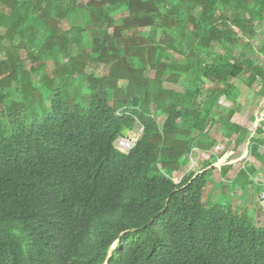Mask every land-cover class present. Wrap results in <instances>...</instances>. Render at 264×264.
<instances>
[{
    "label": "trees",
    "instance_id": "trees-1",
    "mask_svg": "<svg viewBox=\"0 0 264 264\" xmlns=\"http://www.w3.org/2000/svg\"><path fill=\"white\" fill-rule=\"evenodd\" d=\"M241 95L264 102V0H0V264H102L114 243L109 264H264V117L227 182L217 156L186 165L246 141Z\"/></svg>",
    "mask_w": 264,
    "mask_h": 264
},
{
    "label": "rangeland",
    "instance_id": "rangeland-1",
    "mask_svg": "<svg viewBox=\"0 0 264 264\" xmlns=\"http://www.w3.org/2000/svg\"><path fill=\"white\" fill-rule=\"evenodd\" d=\"M147 29L145 28H141L140 30V35H145V33ZM261 33V32H260ZM261 35H259L258 37V42H255L254 46H255V50L257 51L258 48L260 47V42H261ZM241 45L238 46V48H240ZM224 52L223 49H217L216 50V54L218 55H222V53ZM22 57H25V52H22L21 54ZM87 71L90 73L92 72V69H87ZM246 76H241L240 78L235 80V85L236 87L239 89L240 93L243 92L244 90V78ZM17 86L13 85L12 86V92L15 95V90H16ZM14 90V91H13ZM15 99V98H14ZM238 102L240 105H242L243 109L240 112H236L232 118V122L236 123L238 125L243 126L244 128H246L247 130H249V136L246 139V141L238 146L236 149H234L233 151H224L223 147H217L216 149L214 148V150L209 151L208 153H204V152H196L191 158L192 161H188L186 162L187 167L190 164V170L193 172H198L200 169L204 168V164L202 162V160H208L209 157L211 156V158L213 156H217V159H215V162L211 165L214 168L220 169L221 167L224 166H234V168L232 169V171L229 172V174L227 175H223L224 177L220 176L219 177V172L216 171L214 172V177H215V181L219 182V183H224L226 182V179H231L232 177H234L236 169L242 167L244 165V161L247 159L248 156V141L250 139V137L254 136L255 134V130L257 129V127L259 126V123L261 122V120L264 117V113L262 111V107L264 105V102H262L259 106L257 107H251L249 102L245 100V98L243 97V95L239 96L238 98ZM220 103L222 105H224L225 107H230L231 102L225 101L224 98H222L220 100ZM263 115V117H261ZM158 117H160L158 115ZM141 127L137 124L134 126V128L130 131L127 132L129 133L128 136L126 138H130L133 140V143L141 136ZM261 137L264 138V133L261 135ZM118 145H120L119 141L117 143V147ZM119 148V147H118ZM124 149V148H122ZM125 150V149H124ZM261 153H264V148L260 149ZM251 172H252V177L253 179L259 183L262 182L264 180V164L263 163H259L257 162V168H251V166L249 167ZM173 180L175 183H179L180 180V176L179 177H173ZM231 184L228 185V187ZM229 188H232L231 186ZM236 192H238L239 196L241 194V190L237 187H235ZM233 193V192H232ZM238 196V195H236ZM264 193L258 194L257 198L259 199L258 203L255 202H251V201H246V203H250L252 208H257L256 209V213H255V223L257 226H262L264 223ZM260 204L262 205V207L260 208ZM260 208V209H259Z\"/></svg>",
    "mask_w": 264,
    "mask_h": 264
},
{
    "label": "clouds",
    "instance_id": "clouds-1",
    "mask_svg": "<svg viewBox=\"0 0 264 264\" xmlns=\"http://www.w3.org/2000/svg\"><path fill=\"white\" fill-rule=\"evenodd\" d=\"M222 99V98H221ZM220 99V100H221ZM225 100V99H224ZM226 101V100H225ZM261 117H263V115L261 116ZM263 120V119H262ZM261 120V121H262ZM128 134L129 133H126L124 136H121V137H119L118 138V140L115 142V147L117 148V149H119L121 152H123V153H128L131 149H132V147L134 146V144H135V142L140 138H138L134 143H133V140L132 139H130V138H126L127 136H128ZM118 141H119V143H120V145H118V147H117V143H118ZM249 143V142H248ZM122 148H124V149H122ZM196 152H202V151H199L198 149H194V150H192V152L189 154V159H188V161H192V156L196 153ZM205 153V152H204ZM218 160V159H217ZM202 162H203V164H204V162H205V160H202ZM189 167H190V164H189ZM205 167V166H204ZM212 167V166H211ZM211 167H208V168H211ZM201 170V169H200ZM199 170V171H200ZM227 180L228 179H226V182H227ZM225 183V182H224ZM235 187H237V188H239L240 190H241V193H242V189H241V187L240 186H235ZM236 189V188H235ZM264 193V188H263V190H261L260 191V194L262 195ZM237 194H238V192H237ZM239 195V194H238ZM241 195V194H240ZM263 198H264V196H263ZM260 203V202H259ZM261 205V204H260ZM116 245H117V243H114L113 244V246H112V248H111V252L109 253V256L106 258V260L102 263V264H109V261L111 260V253H112V251L116 248Z\"/></svg>",
    "mask_w": 264,
    "mask_h": 264
}]
</instances>
